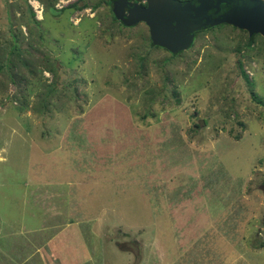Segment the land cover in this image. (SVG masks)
Instances as JSON below:
<instances>
[{"label":"rangeland","instance_id":"374dc122","mask_svg":"<svg viewBox=\"0 0 264 264\" xmlns=\"http://www.w3.org/2000/svg\"><path fill=\"white\" fill-rule=\"evenodd\" d=\"M74 1L0 0V264H264V37Z\"/></svg>","mask_w":264,"mask_h":264},{"label":"water","instance_id":"95a60500","mask_svg":"<svg viewBox=\"0 0 264 264\" xmlns=\"http://www.w3.org/2000/svg\"><path fill=\"white\" fill-rule=\"evenodd\" d=\"M132 6L150 37L171 51L187 49L196 30L226 23L264 37V0H145Z\"/></svg>","mask_w":264,"mask_h":264},{"label":"trees","instance_id":"16d2710c","mask_svg":"<svg viewBox=\"0 0 264 264\" xmlns=\"http://www.w3.org/2000/svg\"><path fill=\"white\" fill-rule=\"evenodd\" d=\"M81 1H82L81 5H79L77 1H74L73 3H70L69 5H67L65 8H70L71 10L82 9L86 6V3L84 2V0H81ZM134 1L135 2H133V0H104V1L99 0L97 5L100 3L106 4L108 6L112 16H113L114 21H118L123 26L131 27V26L138 24L139 22H143L140 18H138L136 15H134V11H132L131 5L136 3V5L139 6L138 8H146L147 7V3L145 2V0H134ZM177 1H187V0H177ZM52 5H53V3L49 4V7H53ZM93 7H95V5H93ZM63 9H60V11H62ZM30 16L33 19V12L31 11V9H30ZM33 20L35 21V19H33ZM35 22H38V21H35ZM224 24H226V23H219V24H216L213 26L215 27L217 25H224ZM213 26H210V27H213ZM210 27H208V28H210ZM208 28H204V29H200V30H206ZM240 30L244 31L248 34L249 40L247 41V45L250 46V44H252V42H253V37L256 33H249L248 31L243 30V29H240ZM197 31H199V30H197ZM193 35H194V33H193ZM149 43L152 46L163 48L164 50L169 52L170 56H172V57L178 55L179 53H181L183 51V49H179L177 51H171L164 46H160L150 37V34H149ZM191 45H192V42L189 43V46L187 48H189ZM242 73L246 77L244 72H242ZM258 102L262 103L264 105V100L258 99ZM262 246H263V243L260 242L257 244L256 247L260 248Z\"/></svg>","mask_w":264,"mask_h":264},{"label":"built area","instance_id":"2783aa9c","mask_svg":"<svg viewBox=\"0 0 264 264\" xmlns=\"http://www.w3.org/2000/svg\"><path fill=\"white\" fill-rule=\"evenodd\" d=\"M41 11H42V10H38V12H40V14H41Z\"/></svg>","mask_w":264,"mask_h":264},{"label":"flooded vegetation","instance_id":"af4514ba","mask_svg":"<svg viewBox=\"0 0 264 264\" xmlns=\"http://www.w3.org/2000/svg\"><path fill=\"white\" fill-rule=\"evenodd\" d=\"M133 2H135L134 0H133ZM143 2V1H142Z\"/></svg>","mask_w":264,"mask_h":264},{"label":"bare ground","instance_id":"6f19581e","mask_svg":"<svg viewBox=\"0 0 264 264\" xmlns=\"http://www.w3.org/2000/svg\"><path fill=\"white\" fill-rule=\"evenodd\" d=\"M38 13H40V12H38Z\"/></svg>","mask_w":264,"mask_h":264}]
</instances>
